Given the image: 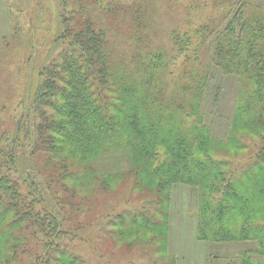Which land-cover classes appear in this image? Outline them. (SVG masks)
<instances>
[{
	"label": "trees",
	"instance_id": "trees-1",
	"mask_svg": "<svg viewBox=\"0 0 264 264\" xmlns=\"http://www.w3.org/2000/svg\"><path fill=\"white\" fill-rule=\"evenodd\" d=\"M61 6L62 50L42 68L15 132L0 138V264H92L78 249L93 223L83 217L102 215L97 203L121 189L140 205L106 215L117 233H103L155 261L146 253L167 254L172 191L181 185L197 196V241L255 244L210 264H264V6ZM178 61L190 67L184 75ZM215 71L242 86L225 142L213 138L200 111ZM248 139L258 142L256 154L238 159Z\"/></svg>",
	"mask_w": 264,
	"mask_h": 264
},
{
	"label": "rangeland",
	"instance_id": "rangeland-1",
	"mask_svg": "<svg viewBox=\"0 0 264 264\" xmlns=\"http://www.w3.org/2000/svg\"><path fill=\"white\" fill-rule=\"evenodd\" d=\"M257 1L264 6V0ZM61 9V0H0L1 139L4 138V132H7V138L15 132L17 122L32 105V96L42 68L49 59L58 57L62 50L59 45L61 41L58 43L59 31L62 29ZM210 13L211 9L200 10L191 21L192 25L186 28L194 29L200 19ZM180 64L181 61H178V70L184 75L190 67L184 70ZM208 81L209 87L200 110L202 119L209 126L213 138L225 142L242 86L240 87L236 76L226 75L221 71H215ZM236 130L239 131L238 126ZM244 144L246 149L238 152L235 157L249 160L256 154L259 144L253 139L244 140ZM225 149L229 151V147ZM229 157L233 158L232 155ZM150 187L154 188L152 184ZM126 193V189H121L104 194L97 203L100 206L97 212L102 215L94 213L87 218L83 217V220L93 223L82 233L84 241H87L78 244V249L92 264H169L168 259H173L176 264H210L212 259L233 257L239 251L255 247V244L245 242L228 244L197 241V219L194 216L197 211V196L191 188L181 185L172 191L168 252L165 256H160V253L147 251L146 254L155 258V261L149 263L142 259L144 254L141 248L119 246L110 234L103 233L105 229L110 233L114 232L113 237L117 233L114 227H110V220L106 226V215H117L120 212L123 215L128 212L126 209L140 205L138 200L137 203L134 200L126 202ZM130 204L132 206L127 207ZM152 210L153 207L150 211ZM234 215L238 214L233 212Z\"/></svg>",
	"mask_w": 264,
	"mask_h": 264
}]
</instances>
